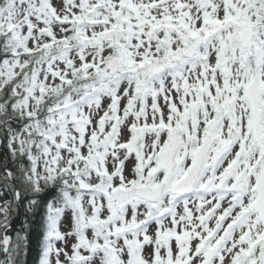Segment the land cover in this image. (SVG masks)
Listing matches in <instances>:
<instances>
[{
    "label": "snow or ice",
    "instance_id": "snow-or-ice-1",
    "mask_svg": "<svg viewBox=\"0 0 264 264\" xmlns=\"http://www.w3.org/2000/svg\"><path fill=\"white\" fill-rule=\"evenodd\" d=\"M264 264V0H0V264Z\"/></svg>",
    "mask_w": 264,
    "mask_h": 264
},
{
    "label": "trees",
    "instance_id": "trees-1",
    "mask_svg": "<svg viewBox=\"0 0 264 264\" xmlns=\"http://www.w3.org/2000/svg\"><path fill=\"white\" fill-rule=\"evenodd\" d=\"M29 264H31V258H30Z\"/></svg>",
    "mask_w": 264,
    "mask_h": 264
}]
</instances>
